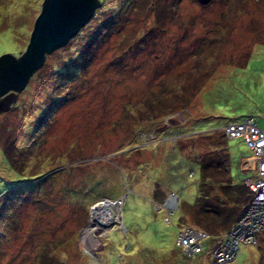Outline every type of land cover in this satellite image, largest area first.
<instances>
[{
	"label": "rangeland",
	"instance_id": "374dc122",
	"mask_svg": "<svg viewBox=\"0 0 264 264\" xmlns=\"http://www.w3.org/2000/svg\"><path fill=\"white\" fill-rule=\"evenodd\" d=\"M40 2L0 0V53L24 47ZM87 20L81 31L92 33L91 42L72 60L80 72L53 69L63 65L65 47H56L0 111V193L11 180L29 179L14 185L20 198L0 216V264H213L204 250L183 252L175 238L182 223L223 225L191 206L199 167L185 145L202 151L219 132L161 139L154 130L178 119L167 114L150 130V112L178 108L170 100L180 94L189 98L178 110L186 118L169 130L245 113L264 128V0H105ZM123 50L130 53L117 68ZM141 130L150 132L143 140ZM225 144L231 180L239 182L248 147L239 135ZM152 185L174 190L178 201L166 193L172 207L154 204ZM117 202L112 219L94 217L95 206ZM87 228H94L90 242ZM259 234L219 264H264Z\"/></svg>",
	"mask_w": 264,
	"mask_h": 264
},
{
	"label": "trees",
	"instance_id": "16d2710c",
	"mask_svg": "<svg viewBox=\"0 0 264 264\" xmlns=\"http://www.w3.org/2000/svg\"><path fill=\"white\" fill-rule=\"evenodd\" d=\"M105 4V0L101 1L100 4L94 9L93 14L97 15L101 7ZM88 22V20H86ZM101 21L100 19L98 22ZM97 26H99V30L103 29V24L98 23ZM96 24V23H95ZM84 26V25H83ZM82 25L77 29V31L71 35L63 44L59 45L58 48L60 47L61 49L64 48L65 50H61L62 54L60 56V60L63 61L62 64H57L54 63L53 69H58L61 71L65 67L67 68L66 65L69 66L71 74H78L80 72V69L82 67V64H76L72 63L73 58H77L79 50L83 51L84 47L86 45L90 44L91 39L90 36H92L91 32L86 33L83 35V32L81 31ZM22 48L19 49V51ZM127 49V47L125 48ZM80 51V52H81ZM130 52L127 50H123L118 56H115V62L114 64L117 65V68L123 67L126 64L127 56L129 55ZM121 62V65L119 66ZM51 68V66H50ZM52 69V68H51ZM54 73V70H53ZM32 74V73H31ZM30 74V75H31ZM53 75V74H52ZM69 75H63V84L66 83L67 79L66 77H69ZM30 78H35L33 75L29 76ZM62 77V76H61ZM36 79V78H35ZM43 81V80H42ZM65 81V82H64ZM29 84H25L24 87H27ZM43 85V84H42ZM68 84L64 85L63 88L61 89L62 91L68 90L67 88H70L67 86ZM67 86V88H66ZM51 92V91H50ZM166 96V95H165ZM184 97V98H183ZM153 101V98H151ZM150 99V100H151ZM178 100L179 107L178 108H173V105H164L162 109H164L163 113L161 116H154L151 115L152 113L150 112V130L153 128V124L155 122H162L163 117H166L167 114L171 117V113L174 112L175 117H177V121L173 122L172 124L178 125L181 123V120H184L186 117L183 116L178 110L181 108V106L186 105L188 103V97L184 95H176L175 96L172 94L171 100ZM155 100V99H154ZM176 102V101H175ZM169 104V103H168ZM158 106V105H157ZM163 106V104H162ZM161 106V107H162ZM167 111V112H166ZM245 114H251V113H245ZM244 114L240 115L239 117L236 118H228L224 122L218 124V125H211V126H206V127H197L196 129H181V130H169L168 128L172 124H165L163 127H161L159 130H154V134H157L158 137L163 138H170L171 140H178L182 138V136H189L193 137L195 134H212V132L218 131L217 139L214 137L211 141L208 142V146L203 149L202 151H199V148L195 144H185L187 145V148L193 150L194 157L198 161V167H199V176L197 179V192L195 195V198L193 202L191 203V206L197 210L198 213H209L214 215L215 217H218L217 219H220L222 221L223 225L221 227H215L210 230H208V227H205L206 230H208V234L201 239L202 242V247L201 250L196 251H205V253L208 255V249L210 248L211 243L214 241L217 236L213 237L211 232H218V231H224L228 228H230L236 219L243 213L244 209L246 208L251 195L252 191L251 189L244 183V175L239 182H234L231 180L230 177V170H229V154L228 150L226 148L225 144V138L226 135L223 133L222 127H218L223 125L229 120H237L240 119L241 116ZM252 115V114H251ZM253 116V115H252ZM254 118V117H253ZM153 120V121H152ZM255 120V119H254ZM217 127V128H215ZM145 133H150V132H143L142 130L139 132L140 137L145 139L144 135ZM238 136V135H237ZM240 136V135H239ZM187 137V138H189ZM157 139V138H155ZM154 139V140H155ZM197 149V151H196ZM183 150V149H182ZM71 165V163L69 164ZM46 170L40 171L39 174L35 175V179L41 177L44 175ZM193 171V170H191ZM29 180V179H25ZM25 180H16V181H9L7 184V187H10L7 190H4L0 193V216L2 215V211L6 210L7 208L9 209L11 205L9 203L15 202L18 198H20V193L18 191H12V188L14 185L18 184L20 181H25ZM152 189V190H151ZM151 198L153 203L157 201H161L163 197L166 195L167 192L165 190H157L155 186L152 185L151 187ZM174 191V190H172ZM175 192V191H174ZM156 194V196H155ZM161 207V206H160ZM175 210V209H174ZM173 210V211H174ZM173 211L170 210V212H167L166 215H168V221L163 217V219L166 222L171 221V215ZM184 217V216H183ZM188 224H194L196 223H189ZM221 223V222H220ZM184 225V223L178 225L179 227ZM198 226V224H197ZM200 226V225H199ZM264 231V227L256 231V238L255 241L259 238L260 234ZM177 234V233H176ZM220 235V234H219ZM218 235V236H219ZM176 242V238H175ZM241 242V241H240ZM254 242V241H252ZM177 243V242H176ZM239 243V242H238ZM180 246V245H179ZM238 246V244H237ZM182 249V248H181ZM183 250V249H182ZM237 251V247H236ZM183 252H185L183 250ZM186 253V252H185ZM186 254H192V253H186ZM236 254V252H235ZM235 256V255H234ZM233 256V257H234ZM209 261L213 264H219L223 262H214L210 256H207ZM232 257V258H233ZM231 258V259H232ZM230 259V260H231Z\"/></svg>",
	"mask_w": 264,
	"mask_h": 264
},
{
	"label": "built area",
	"instance_id": "2783aa9c",
	"mask_svg": "<svg viewBox=\"0 0 264 264\" xmlns=\"http://www.w3.org/2000/svg\"><path fill=\"white\" fill-rule=\"evenodd\" d=\"M221 127L226 136L240 135L249 149V153L241 157L240 169L246 168L243 170L244 183L251 189L252 195L234 224L222 231L211 243L208 255L214 262L230 260L235 255L238 242L255 241L256 231L264 227V128L256 123L251 114H244L237 120H229ZM248 170L251 173L247 172ZM168 195V199L176 197L174 192ZM161 203L168 204V207L173 205V202L169 201V204L167 199L157 202V205ZM165 217L168 218V215ZM207 234L208 230L205 228L184 224L177 231L176 242L186 253H195L201 250V239Z\"/></svg>",
	"mask_w": 264,
	"mask_h": 264
},
{
	"label": "water",
	"instance_id": "95a60500",
	"mask_svg": "<svg viewBox=\"0 0 264 264\" xmlns=\"http://www.w3.org/2000/svg\"><path fill=\"white\" fill-rule=\"evenodd\" d=\"M99 3L100 0H41L24 47L18 53H0V111L15 99L45 55L73 35Z\"/></svg>",
	"mask_w": 264,
	"mask_h": 264
},
{
	"label": "bare ground",
	"instance_id": "6f19581e",
	"mask_svg": "<svg viewBox=\"0 0 264 264\" xmlns=\"http://www.w3.org/2000/svg\"><path fill=\"white\" fill-rule=\"evenodd\" d=\"M118 204L119 203L117 202L116 204H113V205L99 204V205L95 206L94 217H96L97 220H99V222L112 219L113 218L112 215H114V213L112 211V207L116 208V207H118ZM93 229L94 228H87L85 230L84 239L86 240V242L92 241V239L94 237V235L92 233Z\"/></svg>",
	"mask_w": 264,
	"mask_h": 264
},
{
	"label": "clouds",
	"instance_id": "9594fccd",
	"mask_svg": "<svg viewBox=\"0 0 264 264\" xmlns=\"http://www.w3.org/2000/svg\"><path fill=\"white\" fill-rule=\"evenodd\" d=\"M223 133H224V132H223ZM226 137H228V136H226ZM243 140H244V139H243ZM248 153H249V149H248L247 154H248ZM240 160H241V159H240ZM239 169H240V167H239ZM240 170H241V169H240ZM241 171H242V170H241ZM244 175H245V174H244ZM170 192H174V191L171 190V191L167 192V194L170 193ZM174 193H175V195H176V202H177V201H178V195L176 194V192H174ZM167 194H166V195H167ZM166 195L163 197V199L166 197ZM163 199H161V201H163ZM161 201H160V202H161ZM120 202H121V201H120ZM157 202H159V201H157ZM155 206H156V205H155ZM207 253H208V252H207ZM207 256H208V255H207Z\"/></svg>",
	"mask_w": 264,
	"mask_h": 264
},
{
	"label": "crops",
	"instance_id": "0c3cea01",
	"mask_svg": "<svg viewBox=\"0 0 264 264\" xmlns=\"http://www.w3.org/2000/svg\"><path fill=\"white\" fill-rule=\"evenodd\" d=\"M169 191H171V190H169Z\"/></svg>",
	"mask_w": 264,
	"mask_h": 264
}]
</instances>
